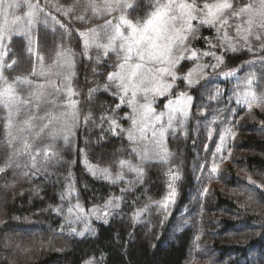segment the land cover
Returning a JSON list of instances; mask_svg holds the SVG:
<instances>
[{"label": "trees", "instance_id": "16d2710c", "mask_svg": "<svg viewBox=\"0 0 264 264\" xmlns=\"http://www.w3.org/2000/svg\"><path fill=\"white\" fill-rule=\"evenodd\" d=\"M39 2L46 3L45 12H51L68 29L61 39L64 30L54 32L51 19L45 25V15L40 14L32 36L45 64H52L58 46L69 48L75 54L72 83L80 93L75 97L78 118L69 143L65 144L62 138L56 141L57 155L41 164L39 176L25 175L30 171L31 159L27 155H13L14 149L6 144L7 134L0 122V168L5 169L0 172V264H84L85 261L92 264H264V108L254 105L249 110L246 104H238L236 97L237 91H244L242 82L252 71L244 62L256 58L253 52L264 55L258 51L264 41L253 38L249 41L253 52L245 47L242 52L225 57L220 70L236 69L235 76H210L192 88L178 79L170 96L157 98L155 105L159 109L169 97L182 90L193 97V106L185 125L174 124L177 132L166 136V147L171 154L168 160L162 162L153 157L141 163L132 153L135 145L127 140L126 134L106 133L104 130L109 125L101 123L102 117L110 116L128 129L131 121L125 114L131 109L124 104L113 112L119 98L102 87L92 97L88 95L89 89L106 82L116 57L110 53L97 63L95 57L103 54L92 49V59L86 58L78 31L103 21L96 18L75 21L78 15L91 16L78 6L85 0ZM148 3L149 0H138V11L129 18L144 16L150 11ZM57 7L65 10L72 7L74 12L66 16L63 12L57 13ZM21 26L23 31L26 25L21 22ZM215 36V29L201 28L192 46L211 51L204 37L215 42ZM9 46L12 51L5 61H16L13 69L5 72L9 81L20 76L36 82L37 77L31 76L34 57L26 50V37L14 36ZM215 51L220 54L219 49ZM200 62L212 64L214 60L203 57ZM194 63L182 61L177 67L184 75ZM205 71L211 73L212 69ZM217 89L221 94L209 100ZM27 90L24 86V94ZM253 90L257 94L264 91V82L254 85ZM86 116L90 117L87 122ZM214 118L216 122L212 123ZM226 128H231L235 137L228 136L223 151L217 153L218 172L210 174L213 153ZM47 143L46 137L40 142ZM22 150L23 147L15 148L17 153ZM221 156L226 158L220 159ZM121 159L143 168L142 182H136L135 173L125 170L124 180L113 184L93 176L87 167L108 168L115 176L120 171ZM39 160L43 161V157ZM169 170H178L180 179L176 182V203L165 220V213L152 202L162 200L167 194ZM70 184L75 191L62 201L61 195L66 194ZM126 187L131 190L124 194L120 210L109 216L107 223L91 217L90 231L86 228L88 219L68 224L69 206L79 202L85 214L94 208L102 211L105 202L110 197L121 196V189ZM145 205H150L148 211L139 222L134 221V211ZM57 207L63 208L61 214L49 210ZM72 227L84 231V236L69 235ZM197 235L199 241L195 240Z\"/></svg>", "mask_w": 264, "mask_h": 264}, {"label": "snow or ice", "instance_id": "6c2138e0", "mask_svg": "<svg viewBox=\"0 0 264 264\" xmlns=\"http://www.w3.org/2000/svg\"><path fill=\"white\" fill-rule=\"evenodd\" d=\"M240 6H237V4ZM26 6L29 12L24 17L15 15V10ZM83 7L85 13L91 16L78 15L75 21L85 22L88 19H100L103 23L95 27L78 31L83 44V55L92 59L90 50L95 49L102 56L95 57L96 62L103 57L114 54L116 57L112 65L113 70L106 76V82L101 86L97 85L89 89V97L101 90L111 91L114 97L119 98L116 109L127 104L131 109L125 114V118L131 121V126L124 129L112 117H102L101 123H108V128L104 131L112 135H125L127 140L135 145L131 151L141 163L155 157L160 161H167L171 155L166 147V136L169 132L175 134L177 128L173 125L178 123L183 127L189 117L193 106V97L187 92H180L175 98H169L164 105L166 111L157 113L153 105L159 97L170 96L172 89L178 79L185 82L186 87L192 88L210 76L231 78L236 75V69L227 71L220 70L225 63V57L229 53L242 52L245 47L249 52H253V46L249 43L251 39L260 42L264 41V0H149L148 11L138 19L129 17L138 11V0H85L78 4ZM47 4L41 5L39 0L32 4L29 0H0V122L3 124L7 134L6 144L14 149L13 155H27L31 159L30 171L26 176H39L40 167L43 162L54 158L57 153L55 143L63 139L65 144L69 143L70 136L73 135L78 114L77 104L80 93L74 89L72 79L75 76V54L71 49L58 46L56 58L47 68L44 66V56L36 51L35 42L32 36V29L39 23L40 14L45 15L43 23L48 24L49 18L52 23V30H64L61 33L63 39L68 29L65 23L57 19L51 12H45ZM57 13L63 12L70 15L74 8H56ZM25 17L27 19H25ZM24 21L26 27L18 32ZM201 28L215 29V42L208 37H204L211 51H201L192 46V41L198 38ZM234 29V34H233ZM23 35L26 37V50L34 57L32 77L44 78V83H35L28 77H15L11 82L5 75L7 70L13 69L16 61L7 63L5 58L12 51L9 41L14 36ZM216 49L220 50L217 55ZM259 52L264 53V43L260 44ZM255 59L245 61L252 71L247 76L244 84V91L236 92L237 103L246 104L251 110L255 105L264 108V91L257 94L253 86H260L264 82V55H256ZM203 57H211L215 63L202 64ZM182 61H194L192 68L183 75H178L177 66ZM37 63L39 70H37ZM211 68L208 73L205 69ZM55 70V71H54ZM219 70V71H218ZM95 72V69H93ZM55 75L56 79H50ZM24 86L29 89L27 95L24 94ZM221 94L217 89L216 94L209 97V100L216 99ZM63 101V103L61 102ZM143 101V102H141ZM63 108L65 111H58ZM43 112V115H41ZM24 117V119H20ZM166 118V122H165ZM90 117L86 116L85 121ZM216 122V118L212 123ZM27 133V135H24ZM231 135L235 133L231 128H226L220 136V143L216 152L213 153V162L210 174L218 172L216 163L217 153L223 151V146ZM47 144H40L45 139ZM208 138H212V129L209 128ZM31 141V142H30ZM22 152L15 151L16 144L21 143ZM207 151L208 145L206 144ZM230 154V153H229ZM43 157V161L39 158ZM226 157L221 156L220 159ZM17 167H19L17 165ZM88 170L93 176H100L113 184L124 180V171L135 173L136 182H142L143 168L132 164L130 160H119L120 171L113 176L108 168L88 165ZM203 169L204 165H200ZM0 168V172H4ZM168 192L160 201H153L161 211L165 213V220L171 215V207L176 203L177 190L176 182L180 179L179 171L169 170ZM131 184L132 182H128ZM250 183H254L250 179ZM129 187L121 189V196L110 197L102 206L103 212L98 208L89 210L85 214L83 207L77 202L67 209L69 216L68 224L72 225L88 219L87 230H91L90 218L108 222V217L120 210L123 196L130 191ZM74 186L71 184L67 188L66 194L61 195L63 201L71 197L74 193ZM208 189H204L206 194ZM150 205L136 209L132 219L139 222L144 213L148 211ZM50 211L61 214L62 207L50 208ZM74 215V219L72 218ZM163 224L164 221H161ZM84 231H77L75 227L70 229L69 235L84 236ZM259 235V234H258ZM200 236L195 237L199 241ZM199 247V244H196ZM84 264H92L85 261Z\"/></svg>", "mask_w": 264, "mask_h": 264}, {"label": "rangeland", "instance_id": "374dc122", "mask_svg": "<svg viewBox=\"0 0 264 264\" xmlns=\"http://www.w3.org/2000/svg\"><path fill=\"white\" fill-rule=\"evenodd\" d=\"M22 1H23V0H22ZM22 1L19 0V2H22ZM29 2L32 3V4H35V3H37V0H29ZM39 3L41 4V2H39ZM27 12H29V9H28L26 6H23V7H21L20 9L15 10V15L24 17V14L27 13ZM25 19H26V17H25ZM21 22H24V21H21ZM21 27H22V26H21ZM21 27L18 28L17 30L21 31ZM201 63H202V62H201ZM213 63H215V61H214ZM202 64H205V63H202ZM210 64H211V63H210ZM44 66H45V68H47V67H48V64H45V63H44ZM192 67H193V65H192ZM192 67H191V68H192ZM177 68H178V67H177ZM188 69H189V68H188ZM188 69L186 70V72L188 71ZM37 70H39V66H37ZM54 71H55V70H54ZM181 72H183V71H181V70L178 68V75H179V76H182V75H183V73H181ZM186 72H185V73H186ZM185 73H184V74H185ZM50 79L55 80V79H56L55 75L51 76ZM44 82H45V81H44V78H42V77H37V81H36L35 83H44ZM177 83H178V80L176 81L175 84H177ZM28 91H29V89L25 92V95H27ZM180 92H184V91L180 90L178 93H180ZM169 98L174 99V98H175V95H174V96H171V97H169ZM141 102H143V101H141ZM167 102H168V100L164 103V105H165ZM62 103H63V101H62ZM155 104H156V102H155ZM155 104L153 105V107L156 109L157 113L162 112V111H166L165 108H164V105L158 109L157 106H156ZM58 111H65V109L60 108V109H58ZM41 115H43V112H41ZM20 119L22 120V119H24V117H20ZM165 122H166V118H165ZM24 135H27V133H25ZM16 147H19V148L21 149L23 146H22L21 143H17V144H16ZM210 166L212 167V165H210ZM103 211H104V210H102L101 212H103ZM1 222H2V219L0 218V224H1Z\"/></svg>", "mask_w": 264, "mask_h": 264}]
</instances>
